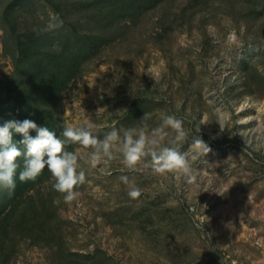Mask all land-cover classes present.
Masks as SVG:
<instances>
[{"label": "rangeland", "instance_id": "obj_1", "mask_svg": "<svg viewBox=\"0 0 264 264\" xmlns=\"http://www.w3.org/2000/svg\"><path fill=\"white\" fill-rule=\"evenodd\" d=\"M3 111L0 125L31 119L59 136L70 123L101 139L174 116L187 135L171 145L165 129L163 144L189 171L120 156L93 169L91 150L69 144L86 172L78 195L66 201L47 168L17 176L0 264H264V0H0Z\"/></svg>", "mask_w": 264, "mask_h": 264}, {"label": "clouds", "instance_id": "obj_2", "mask_svg": "<svg viewBox=\"0 0 264 264\" xmlns=\"http://www.w3.org/2000/svg\"><path fill=\"white\" fill-rule=\"evenodd\" d=\"M62 25L63 21L57 15L49 27L58 28ZM146 119L147 114L143 120ZM162 120L163 123L152 129L151 133L146 131V125L139 129L113 127L102 139L93 134L90 126L64 123L58 136L47 126H39L31 119L7 120L0 125V190L11 198L17 186V176L20 182L34 181L47 168L54 179L53 189L64 194L66 201L75 199L78 195L75 189L85 182L86 172L80 165L81 154L67 150L69 144L91 150L86 162L93 169L120 156L129 169H135L139 163L148 160L156 173L186 174L189 171L186 154L174 146L163 144L169 135L165 129L175 133L169 144L175 145L185 139L187 134L183 122L174 116H164ZM31 132L36 135L32 136ZM16 134L22 139L15 141ZM204 144L201 138L193 142L197 148ZM204 151L207 154L211 151L208 144ZM120 179L129 184L127 176ZM128 195L137 199L141 191L133 183Z\"/></svg>", "mask_w": 264, "mask_h": 264}, {"label": "trees", "instance_id": "obj_3", "mask_svg": "<svg viewBox=\"0 0 264 264\" xmlns=\"http://www.w3.org/2000/svg\"><path fill=\"white\" fill-rule=\"evenodd\" d=\"M24 49L25 48H23V47H21V50L22 51H24ZM50 80V79H49ZM55 78H51V80H50V82L48 83V86H49V88H54V84H56V82H55ZM15 96H17L18 95V93H16L15 92ZM21 96V95H20ZM15 98V97H14ZM11 97L10 96H5V103L7 102L8 104L10 103V104H12L11 102ZM17 104V103H16ZM6 111H3L2 113H0V121H2L3 120V118H1L2 117V115H3V113H5ZM4 121V120H3ZM51 131H54L55 132V130L54 129H50ZM19 140H21V138L19 139ZM7 198H8V196H7V194H4V195H0V204H2V205H4V207L6 206V201H7Z\"/></svg>", "mask_w": 264, "mask_h": 264}]
</instances>
